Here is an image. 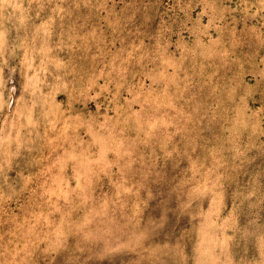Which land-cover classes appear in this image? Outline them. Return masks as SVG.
<instances>
[{"label": "rangeland", "instance_id": "374dc122", "mask_svg": "<svg viewBox=\"0 0 264 264\" xmlns=\"http://www.w3.org/2000/svg\"><path fill=\"white\" fill-rule=\"evenodd\" d=\"M0 264H264V0H0Z\"/></svg>", "mask_w": 264, "mask_h": 264}]
</instances>
